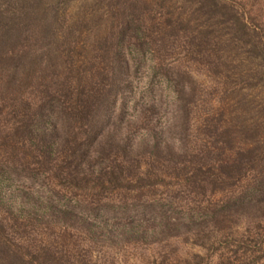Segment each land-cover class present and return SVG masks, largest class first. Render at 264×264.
Listing matches in <instances>:
<instances>
[{
  "label": "rangeland",
  "instance_id": "rangeland-1",
  "mask_svg": "<svg viewBox=\"0 0 264 264\" xmlns=\"http://www.w3.org/2000/svg\"><path fill=\"white\" fill-rule=\"evenodd\" d=\"M58 1L42 2L57 11L59 26L73 29L72 59L77 66L87 63L88 68L102 67L98 53L111 26L119 22L117 13L129 11L137 2L145 51L121 54L120 89L109 98L95 133L128 137L132 149L153 133L171 154L165 163L142 154L139 170V158L126 159L129 175L161 177L158 186L139 190L129 186L102 194L90 189L62 191L54 187V180L41 184V176L34 182L9 176L0 184V218L9 235L21 238L31 250L45 247L59 253L60 264H264V152L240 182L198 186L184 181V171L201 166L211 173L230 155L216 150L220 144L207 138L209 131L226 128L233 149L246 139H256L264 147V81L253 82L258 66L240 48L224 47L222 27L211 36L201 34L198 55L188 52L183 36L163 40L168 15L189 16L186 34L199 37L202 19L180 0H128L129 9L127 5L110 9L101 0ZM241 1L245 2L227 0L239 10ZM258 2L255 7L261 6ZM247 3L252 5V0ZM143 110L150 111L145 113L148 123L135 120ZM184 164L187 169H182ZM250 194L253 199L246 205ZM32 197L89 215L96 235L79 224L64 229L61 222L41 230L35 222L18 217L16 211L31 206ZM88 204L95 206L91 214L80 209ZM165 223L167 230L161 231ZM128 226H138L143 236L124 234ZM110 229L113 237L105 235Z\"/></svg>",
  "mask_w": 264,
  "mask_h": 264
},
{
  "label": "trees",
  "instance_id": "trees-1",
  "mask_svg": "<svg viewBox=\"0 0 264 264\" xmlns=\"http://www.w3.org/2000/svg\"><path fill=\"white\" fill-rule=\"evenodd\" d=\"M42 1L0 0V184L8 181L9 176L33 182L41 176V184L54 180V187L62 191L90 189L99 194L107 189L120 190L129 186L136 190L158 186L161 177L157 178V175L150 177L137 172L129 175L130 164L126 159L133 155L139 158L137 170L144 158L142 154L165 163L171 154L168 145L160 144L157 136L151 133L132 149L128 137L120 139L110 135L111 132L95 133L109 98L120 89L117 75L121 54L128 51L143 55L145 51L139 11L137 13L135 9L137 2L101 0L107 2L110 9L133 6L128 12L117 13L119 22L111 26L108 38L102 44L105 46L98 53L102 67L91 65L88 68L87 63L82 61L77 66L72 59L73 29L59 26L57 11L49 5L43 6ZM180 1L202 19V28H197L199 37L186 34L191 23L189 16L182 19L178 15L172 19V15H168L163 21V40L183 36L188 52L198 55L201 34L211 36L222 27L225 30L224 47L243 50L246 58L258 66L253 82L264 81V0H252V5L247 3L248 0L241 1L240 10L227 0ZM258 1L261 6L255 7ZM143 111L135 120L148 123L149 117L145 119V113L150 111ZM205 123L210 126L208 119ZM209 134L207 138L211 142L215 140L220 144L216 150L230 155L211 173L202 170L201 166L184 171L186 183L199 186L240 182L253 170L255 161L264 152L256 139H246L239 147L231 148L226 128L214 129ZM186 166L189 165L184 164L182 169H187ZM253 192L254 189L251 194ZM251 194L246 205L253 199ZM30 201L28 208L19 207L17 216L35 222L41 230L61 222L64 229L70 224H79L86 232L96 235L97 228L89 224V215L76 214L69 206L47 199L42 201L32 197ZM0 206H3L1 202ZM92 206L88 204L80 209L88 210L87 213L91 210V214ZM6 210L10 208L6 207ZM7 214L11 215L9 211ZM166 225L160 228L161 231L167 230ZM128 227L124 234L143 236L138 232V226ZM112 229L105 235L113 237ZM9 234L7 225L0 218V264H60L59 253L45 247L31 250L21 238Z\"/></svg>",
  "mask_w": 264,
  "mask_h": 264
}]
</instances>
